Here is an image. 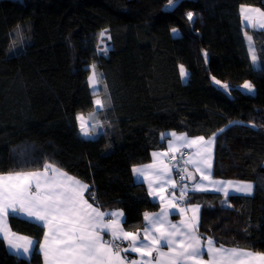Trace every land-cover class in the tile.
<instances>
[{
  "label": "trees",
  "instance_id": "1",
  "mask_svg": "<svg viewBox=\"0 0 264 264\" xmlns=\"http://www.w3.org/2000/svg\"><path fill=\"white\" fill-rule=\"evenodd\" d=\"M166 4L0 0V173L52 163L93 186L101 210H122L124 228L135 231L160 204L132 167L166 147L162 133L210 137L225 128L215 140L213 176L253 181L254 191L232 194L227 204L222 193L189 192L188 203L202 206L200 233L227 247L264 251V65H253L245 38L253 37L264 61V31L244 26L241 15L242 5L264 11V0H181L168 11ZM187 11L197 14L191 24ZM92 65L99 74L95 94ZM245 81L254 92L242 89ZM97 98L108 101L103 109ZM94 111L90 123L103 127L85 138L76 116ZM8 221L16 233L43 238V229L24 217ZM0 264L43 258L18 257L0 240Z\"/></svg>",
  "mask_w": 264,
  "mask_h": 264
},
{
  "label": "snow or ice",
  "instance_id": "2",
  "mask_svg": "<svg viewBox=\"0 0 264 264\" xmlns=\"http://www.w3.org/2000/svg\"><path fill=\"white\" fill-rule=\"evenodd\" d=\"M180 2L167 0L164 10H174ZM196 15L192 11L185 13L190 24ZM241 15L246 27L264 31V11L242 5ZM107 31L104 29L99 36L104 37ZM171 32L178 34L179 29L173 27ZM245 38L253 65H264V61L257 58L253 37L245 32ZM103 51L106 54L107 47ZM91 67L88 83L95 94L99 74L95 65ZM180 74L182 78L188 75L183 65ZM213 81L228 91L227 83L221 84L215 77ZM242 89L248 93L255 91L248 81ZM107 102L99 98L94 101L99 109ZM95 116V111L89 113L87 119L82 114L76 116L81 136H95L103 127L100 121L90 123ZM233 123L240 122H229ZM224 131L225 128L218 129L207 139L204 136L189 138L186 133L161 134V139L168 141V152H153L151 164L132 167L133 175L147 182L148 194L161 204L159 212L143 214V227L135 231L124 229L123 211L101 210L93 186L52 163L45 162L42 170L0 173V240L18 257L30 259L33 254L41 255L43 264H264V251H253L248 246L227 247L215 237L200 233L202 206L188 203L189 191L222 193L225 204L233 192L252 195V182L222 181L212 176L213 146L216 137ZM185 148L194 149L187 159H184ZM157 158H161L159 163ZM164 158L175 164L165 163ZM181 160L185 166L179 169V180H175L173 169ZM187 165L199 173V179L188 171ZM185 181L192 182L191 188ZM181 202L185 207H180ZM189 212L191 215H187ZM173 213L179 214L181 219L173 222L169 219ZM10 216H24L34 222L43 229V238L13 232L8 224ZM128 253L136 254L137 258L129 259ZM205 255L208 259H204Z\"/></svg>",
  "mask_w": 264,
  "mask_h": 264
},
{
  "label": "crops",
  "instance_id": "3",
  "mask_svg": "<svg viewBox=\"0 0 264 264\" xmlns=\"http://www.w3.org/2000/svg\"><path fill=\"white\" fill-rule=\"evenodd\" d=\"M245 6H248V5H245ZM249 7H252V8H254V6H249ZM243 23H244V26H245V22L243 21ZM249 28V27H248ZM171 132H175V133H177V134H182V133H185V132H176V131H168V132H166L165 134H167V133H171ZM187 134V133H186ZM187 136L189 137V138H194V137H198V136H190L189 134H187ZM206 139L208 138V137H205ZM214 149H215V144H214V146H213V152H212V171H213V162H214ZM189 155H191L192 153H193V151H194V149H189ZM153 152H157V153H163V152H168V141H167V145H166V147L164 148V149H159V150H154ZM152 152V153H153ZM161 158H157V163H159V160H160ZM153 162V157H152V155H151V160L148 162V163H144V164H140V165H147V164H151ZM164 162L165 163H169L168 161H167V159L166 158H164ZM170 164V163H169ZM136 166H139V165H136ZM187 167L188 168H190V169H192V170H194L195 171V169L191 166V165H187ZM196 175H197V178L199 179V173H196ZM212 176H213V172H212ZM134 178H135V180H137V181H139V182H142L140 179H138L137 177H135L134 176ZM213 178L214 179H216V180H222V181H228V180H226V179H221V178H218V177H214L213 176ZM173 179H175L176 180V176H175V168L173 169ZM232 181H236V180H232ZM146 185H147V182H144ZM205 183H207V182H205ZM147 187H148V185H147ZM211 191V190H210ZM148 192H149V190H148ZM167 194V193H166ZM151 197V196H150ZM151 199L152 200H154V201H156V202H158L159 204H160V202H159V200L158 199H153V197H151ZM194 204H197V203H194ZM193 204V205H194ZM95 206V205H94ZM180 207H185V205H183V206H180ZM160 208H161V204H160ZM160 208L158 209V210H156V211H151V212H149V213H156V212H159L160 211ZM115 210H120V209H115ZM122 211V210H121ZM202 214V207H201V209H200V223H201V215ZM187 215H191V213L189 212ZM21 217H24V216H21ZM24 218H26V217H24ZM169 219H171L173 222H177V221H179L180 219H181V216L179 215V214H177V213H173V214H171L170 215V217H169ZM8 224H9V221H8ZM10 226V225H9ZM123 227H124V224H123ZM125 229V228H124ZM126 230V229H125ZM13 231V230H12ZM14 232V231H13ZM16 233V232H15ZM17 234H19V235H22V236H27V235H24V234H20V233H17ZM107 238V237H106ZM123 246H127V242H125L124 243V245ZM165 251H167V249L165 248L164 249ZM128 258L129 259H136L137 258V256H136V254H134V253H128ZM204 259H208V257L205 255V257H204Z\"/></svg>",
  "mask_w": 264,
  "mask_h": 264
},
{
  "label": "built area",
  "instance_id": "4",
  "mask_svg": "<svg viewBox=\"0 0 264 264\" xmlns=\"http://www.w3.org/2000/svg\"><path fill=\"white\" fill-rule=\"evenodd\" d=\"M183 152H184V159H186V158L189 156V149H188V148H185V149L183 150ZM169 155H171V153H169ZM166 159H167V158H166ZM167 161H168L170 164H175L174 161H170L169 159H167ZM184 166H185V165H184V163H183V160H181L179 164H176V166H175V176H176V180H179V169L182 168V167H184ZM185 183H188L189 188H191V183H190V181H185ZM189 192H191V191H189ZM176 195H177V196L179 195V190H178V189L176 190ZM183 205H185V204H184L183 202H181L180 206H183Z\"/></svg>",
  "mask_w": 264,
  "mask_h": 264
},
{
  "label": "rangeland",
  "instance_id": "5",
  "mask_svg": "<svg viewBox=\"0 0 264 264\" xmlns=\"http://www.w3.org/2000/svg\"><path fill=\"white\" fill-rule=\"evenodd\" d=\"M254 8H258V7H254ZM260 9V8H259ZM249 35V34H248ZM104 42V46H107L108 45V43L106 42V41H103ZM257 53V52H256ZM257 58H258V55H257ZM185 69V68H184ZM186 70V69H185ZM186 72L188 73V71L186 70ZM188 76V75H187ZM187 76L184 78V79H187ZM216 79V78H215ZM216 80H218V79H216ZM220 81V80H219ZM214 82V81H213ZM221 82V84H224L225 82H222V81H220ZM219 86V85H218ZM220 87V86H219ZM222 88V87H221ZM246 91V90H245ZM246 182H252L253 183V181H246ZM254 184V183H253ZM233 194H237V193H234L233 192Z\"/></svg>",
  "mask_w": 264,
  "mask_h": 264
},
{
  "label": "water",
  "instance_id": "6",
  "mask_svg": "<svg viewBox=\"0 0 264 264\" xmlns=\"http://www.w3.org/2000/svg\"><path fill=\"white\" fill-rule=\"evenodd\" d=\"M188 171H191V172H194L195 173V171L194 170H192V169H190V168H188ZM195 175H196V173H195ZM197 176V175H196ZM191 182V181H190ZM192 183V182H191Z\"/></svg>",
  "mask_w": 264,
  "mask_h": 264
},
{
  "label": "clouds",
  "instance_id": "7",
  "mask_svg": "<svg viewBox=\"0 0 264 264\" xmlns=\"http://www.w3.org/2000/svg\"><path fill=\"white\" fill-rule=\"evenodd\" d=\"M190 152V151H189ZM187 159V158H186ZM188 168V167H187ZM191 183V182H190ZM192 184V183H191Z\"/></svg>",
  "mask_w": 264,
  "mask_h": 264
}]
</instances>
